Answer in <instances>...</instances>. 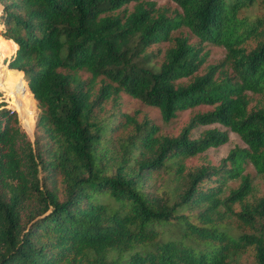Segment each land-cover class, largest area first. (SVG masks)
Listing matches in <instances>:
<instances>
[{
	"label": "trees",
	"instance_id": "trees-1",
	"mask_svg": "<svg viewBox=\"0 0 264 264\" xmlns=\"http://www.w3.org/2000/svg\"><path fill=\"white\" fill-rule=\"evenodd\" d=\"M172 1L174 14L154 0H0V59L12 55L0 87H24L23 74L39 110L32 141L0 101V264H246L247 251L264 264V196L247 200L244 172L264 175V106L249 109L247 95L264 93V15L247 11L264 0ZM182 27L197 41L172 36ZM163 42L158 64L148 48ZM206 43L225 56L197 74ZM121 93L165 123L213 108L160 135L148 118L106 109ZM214 123L245 147L187 169L227 142L216 128L191 137Z\"/></svg>",
	"mask_w": 264,
	"mask_h": 264
},
{
	"label": "rangeland",
	"instance_id": "rangeland-1",
	"mask_svg": "<svg viewBox=\"0 0 264 264\" xmlns=\"http://www.w3.org/2000/svg\"><path fill=\"white\" fill-rule=\"evenodd\" d=\"M156 2V7L165 10L168 14H174V12L177 10L176 4L172 0H154ZM127 10H132L133 3H130L126 6ZM250 13L258 14V15H264V6L262 5H256L255 7L247 10ZM1 14V12H0ZM2 30V24H0V34ZM188 36L190 42L197 41V38L185 27L179 28L177 30H174L172 32V36ZM171 44L169 42H163L161 44L152 45L148 48V51H154L156 53V57L154 61L156 63H160L163 57L164 50L170 46ZM255 43L252 41L248 45V47H253ZM204 51H208V56L206 58L205 63L200 67L197 74H202L205 71V67L207 65L211 64H217L219 63L223 57L225 56V50L221 46H215L209 43H206L204 46ZM12 58L11 56H6L4 59H0V83H2L4 86L5 84L3 81L6 82L7 77L9 76L11 69L8 67L9 60ZM10 69V70H9ZM230 72V70H229ZM22 74V73H20ZM88 77L87 73H83V78ZM182 81L187 82V79H183ZM22 83L24 87H16L14 89H6L0 87V101L4 102L7 107H10L14 110H16L18 114V118L20 121L21 126L27 131V134L29 138L33 141L35 139V135L37 136L39 134V131L36 130L35 124L36 119L39 113V110L36 106V101L32 99V94L30 90L28 89L27 83L23 79L22 74ZM8 84V83H7ZM27 86V89H26ZM30 93V94H29ZM248 98H249V109H255L258 107L264 106V93H251L247 92ZM213 107L210 105H199L181 112H178L177 116L172 119L171 121L165 123L162 121L160 117L159 110L155 107L148 106L138 99H135L125 93H121L119 97L118 104L113 106L111 103H108L106 105V109L113 111L115 109L117 112L127 113L131 116H134L138 121H141L144 118H148L152 120L154 124H156L159 128L158 133L160 135H167V136H176L179 134L181 129L188 123L190 118L195 115L196 113H202L206 112L208 110H211ZM216 128L220 131L227 130L225 127L219 125V124H210V125H202L197 127L192 132V138H197L200 136L204 131L208 129ZM131 129V127H128L127 129L120 128L117 132L118 136H125L128 131ZM228 140L226 143L218 146V147H211L207 150H205L202 153H199L193 157H189L185 160V165L187 169H194L196 167H199L201 165L209 164L217 166L222 158H224L229 150L240 147L244 148L245 144L242 142V140L239 138V136L232 132L227 130ZM245 173H249L252 176V184H253V192L252 194L247 198L248 201L252 202L262 196H264V175L257 174L252 166V164H247L245 168ZM160 176H166L165 173H158L156 184L160 185L162 183V180L159 178ZM47 183L50 185V181ZM239 184V180H233L228 182V186L234 188ZM55 186L58 188V191H61V184L60 179L57 177L55 179ZM59 198H62V194H59ZM234 209L236 211L240 210V205L235 204ZM236 222H234L235 224ZM246 231H248V228H244ZM241 262L246 264H253L254 262V255L251 251H247L242 254Z\"/></svg>",
	"mask_w": 264,
	"mask_h": 264
},
{
	"label": "water",
	"instance_id": "water-1",
	"mask_svg": "<svg viewBox=\"0 0 264 264\" xmlns=\"http://www.w3.org/2000/svg\"><path fill=\"white\" fill-rule=\"evenodd\" d=\"M3 9V8H2ZM2 9H1V11H2Z\"/></svg>",
	"mask_w": 264,
	"mask_h": 264
}]
</instances>
